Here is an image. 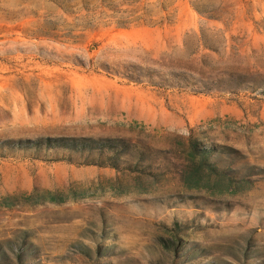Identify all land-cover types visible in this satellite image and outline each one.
<instances>
[{
  "label": "rangeland",
  "instance_id": "1",
  "mask_svg": "<svg viewBox=\"0 0 264 264\" xmlns=\"http://www.w3.org/2000/svg\"><path fill=\"white\" fill-rule=\"evenodd\" d=\"M0 264H264V0H0Z\"/></svg>",
  "mask_w": 264,
  "mask_h": 264
},
{
  "label": "trees",
  "instance_id": "2",
  "mask_svg": "<svg viewBox=\"0 0 264 264\" xmlns=\"http://www.w3.org/2000/svg\"><path fill=\"white\" fill-rule=\"evenodd\" d=\"M174 77L178 78V83L174 81ZM184 75H171V80H164L159 79V82L154 81L152 77H150L152 80L151 82L154 83V85L159 87H175L179 89H190L195 91L187 83L186 78H184ZM218 84V83H217ZM219 84L217 85V88H223L222 86H226L227 82L224 80H219ZM195 86V85H193ZM256 87H252L251 85H246L245 90H253ZM25 144H28L26 142ZM20 149H36V150H54V151H69L72 153L77 154H87V155H97L98 157H101L102 160L98 161L96 163L98 166H111L117 170L120 169L121 164V158L125 156H133L137 159H145L146 156L142 151H136L135 148H133L132 144L129 142L124 141L123 139H114V140H96L91 138H58V139H42L37 141L36 143H31V146L24 145V144H18ZM211 150H203L200 152L201 161L200 165L201 167L203 165H208L206 162L207 158H209ZM197 169V168H196Z\"/></svg>",
  "mask_w": 264,
  "mask_h": 264
}]
</instances>
